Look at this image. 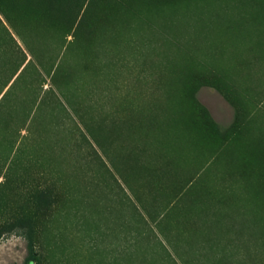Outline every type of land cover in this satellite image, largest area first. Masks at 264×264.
I'll return each instance as SVG.
<instances>
[{"label":"rangeland","instance_id":"rangeland-1","mask_svg":"<svg viewBox=\"0 0 264 264\" xmlns=\"http://www.w3.org/2000/svg\"><path fill=\"white\" fill-rule=\"evenodd\" d=\"M0 264H264V0H0Z\"/></svg>","mask_w":264,"mask_h":264}]
</instances>
